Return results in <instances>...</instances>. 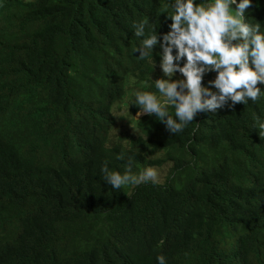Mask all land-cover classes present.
<instances>
[{"label": "trees", "instance_id": "trees-1", "mask_svg": "<svg viewBox=\"0 0 264 264\" xmlns=\"http://www.w3.org/2000/svg\"><path fill=\"white\" fill-rule=\"evenodd\" d=\"M174 2L0 0V264H264V85L176 134L131 118L138 91L160 95ZM245 17L264 32V0ZM118 102L132 129L112 138ZM129 160L133 174L167 172L113 190L101 169L123 174Z\"/></svg>", "mask_w": 264, "mask_h": 264}, {"label": "clouds", "instance_id": "clouds-1", "mask_svg": "<svg viewBox=\"0 0 264 264\" xmlns=\"http://www.w3.org/2000/svg\"><path fill=\"white\" fill-rule=\"evenodd\" d=\"M172 7V14L167 15L171 20L170 30L160 43L159 66L166 78L154 82L160 96L138 91L134 105L140 109L137 118L155 115L170 133L176 134L193 122L198 113H215L228 101L233 105L246 104L260 98L258 85H264V32H261L260 23L246 22L245 10L251 7V0L239 3L237 0H210L208 3L175 0ZM146 23L134 25L137 37L144 36ZM158 39L153 29L143 40V50H135L140 52V59L153 53ZM181 60H184L182 67L178 63ZM209 71L216 73L215 79L209 82L217 90L215 93L203 86V77ZM177 72L182 80L172 79ZM169 106L175 110L174 117L168 111ZM114 109L115 106L113 115ZM261 128L264 129V124ZM119 158L123 159L124 154ZM101 171L113 190L129 184L158 182V173L153 167L133 174L131 160L123 174L109 171L107 166ZM157 262L166 264V258L158 256Z\"/></svg>", "mask_w": 264, "mask_h": 264}, {"label": "rangeland", "instance_id": "rangeland-1", "mask_svg": "<svg viewBox=\"0 0 264 264\" xmlns=\"http://www.w3.org/2000/svg\"><path fill=\"white\" fill-rule=\"evenodd\" d=\"M216 73L211 74L212 80L215 79ZM160 96V95H159ZM158 96V97H159ZM126 101H129V98H125ZM129 115V111L126 109V105L123 103H118L115 105L114 109V126L111 129V135L112 138L126 132L127 130L132 129V125L129 118L127 117ZM132 119H138L137 115L131 116ZM168 165H165L163 168H158L157 173H158V180H161L165 177V174L167 172Z\"/></svg>", "mask_w": 264, "mask_h": 264}]
</instances>
